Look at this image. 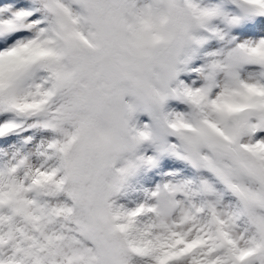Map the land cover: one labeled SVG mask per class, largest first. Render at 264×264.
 Masks as SVG:
<instances>
[{
	"label": "snow or ice",
	"instance_id": "obj_1",
	"mask_svg": "<svg viewBox=\"0 0 264 264\" xmlns=\"http://www.w3.org/2000/svg\"><path fill=\"white\" fill-rule=\"evenodd\" d=\"M232 3L190 7L224 39L241 17L264 15V0ZM135 11V0H0V264H264V36L206 53L198 84L177 79L189 111L166 114L164 136L149 139L184 174L131 208L105 199L103 220L84 209L64 117L101 66L109 27Z\"/></svg>",
	"mask_w": 264,
	"mask_h": 264
},
{
	"label": "clouds",
	"instance_id": "obj_2",
	"mask_svg": "<svg viewBox=\"0 0 264 264\" xmlns=\"http://www.w3.org/2000/svg\"><path fill=\"white\" fill-rule=\"evenodd\" d=\"M135 3L137 11L109 27L106 56L70 98L63 123V128L74 134L65 153L73 186L84 209L101 220L104 200L113 201V193L142 163L144 154L138 147L149 137L164 136L166 114L188 113V107L172 110L167 101L178 98L174 91L178 73L200 45L194 37L200 36L202 29L191 0ZM137 112H147L150 122L137 124Z\"/></svg>",
	"mask_w": 264,
	"mask_h": 264
},
{
	"label": "rangeland",
	"instance_id": "obj_3",
	"mask_svg": "<svg viewBox=\"0 0 264 264\" xmlns=\"http://www.w3.org/2000/svg\"><path fill=\"white\" fill-rule=\"evenodd\" d=\"M198 2L205 6L219 5L225 11L229 12L236 8L232 0H198ZM217 19L219 18H214L213 22H218ZM260 27H264V15L241 17L237 22L225 29L226 35L224 39H218L213 35L206 34L204 30H201V35L206 36V38L203 39L200 45L190 54L188 64L184 70L178 73V78L185 83L198 84V72L194 71V69L202 65L208 59V56L205 55L206 53L214 49H220L221 44L227 48L242 40L258 39L260 36H264V31L257 32L255 30ZM230 36L234 39H228L226 43L225 39ZM198 52L203 55L198 57ZM255 67V65L245 64L242 66L241 72L247 73ZM167 106L172 110H186L187 108L183 100L175 97L168 99ZM134 119L137 124L150 122V116L147 112L135 113ZM169 139L173 138L169 137ZM138 152L143 153L144 156H154V162L151 164L141 163L138 165L111 197L114 203L128 208L136 204V202H134L135 199H137V202L142 201L145 198L147 190L153 189L162 179H167V173L177 171L178 175L184 174L186 172V167H190L187 166L185 161L180 160L168 151H157V144L152 140L144 141L138 147Z\"/></svg>",
	"mask_w": 264,
	"mask_h": 264
},
{
	"label": "bare ground",
	"instance_id": "obj_4",
	"mask_svg": "<svg viewBox=\"0 0 264 264\" xmlns=\"http://www.w3.org/2000/svg\"><path fill=\"white\" fill-rule=\"evenodd\" d=\"M219 19H217V21H218ZM215 23V22H214ZM230 38H232V36H230V37H227L226 39H225V41H226V43H227V40L228 39H230ZM222 48H225L224 47V45L223 44H221V48L220 49H222ZM203 54H200L199 52H198V57H201ZM206 55V54H205ZM27 131V130H26ZM39 131H41V132H45V133H50L51 132V130H48V129H40ZM134 202H136V203H138V202H140V201H138L137 202V199H135L134 200Z\"/></svg>",
	"mask_w": 264,
	"mask_h": 264
}]
</instances>
